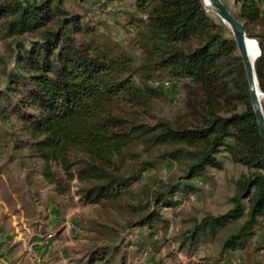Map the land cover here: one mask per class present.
Here are the masks:
<instances>
[{
  "label": "rangeland",
  "instance_id": "374dc122",
  "mask_svg": "<svg viewBox=\"0 0 264 264\" xmlns=\"http://www.w3.org/2000/svg\"><path fill=\"white\" fill-rule=\"evenodd\" d=\"M51 1L80 19L89 46L115 58L126 71L143 74L132 82L149 93L141 90V97L116 100L108 109L124 123V132L147 128L165 139L168 129L189 131L205 123L207 115L193 108V96L202 95V87L165 62L177 45L155 33L153 1ZM222 1L237 14L235 0ZM206 13L221 27L222 37L232 38L219 18ZM4 21L0 19L1 97L21 46L28 48L35 40L30 33L8 36ZM233 104L236 112L244 110L240 101L229 98L217 102V115L229 116ZM19 124L14 115L0 122V264H264V216L247 224L246 200L240 216L200 233L193 245L182 243L183 234L206 216L227 215L234 208L241 180L252 172L226 148L218 149L214 165L189 175L204 144L175 140L147 145L134 132L119 151L111 147L112 166L99 173H111L121 180L119 187L109 199L89 203L83 197L89 182L77 177L78 166L65 172L58 161L33 157V140L19 131ZM162 128L168 129L163 133ZM76 154L70 156L75 165L80 164L74 161ZM150 213L155 214L150 225H137ZM231 237L234 243L225 247Z\"/></svg>",
  "mask_w": 264,
  "mask_h": 264
},
{
  "label": "trees",
  "instance_id": "16d2710c",
  "mask_svg": "<svg viewBox=\"0 0 264 264\" xmlns=\"http://www.w3.org/2000/svg\"><path fill=\"white\" fill-rule=\"evenodd\" d=\"M151 1L156 14L155 33L177 45L166 57V64L172 70L179 68L177 74L188 75L202 87L201 97L193 96V108L207 115L200 128L182 132L162 128L163 133L168 129L165 139L163 134H152L147 128L124 132V123L112 117L108 109L116 100L141 97V90L149 93L132 82L134 76L143 79V74L138 70L126 71L115 58L89 46L84 37L88 29L80 25V19L64 11L60 2L51 0L0 4V19L5 20L2 25L8 36L30 33L35 38L28 48L21 46L15 57L16 68L6 74L3 97L0 94V122L4 124L11 115L15 116L20 123L19 131L33 140V157L44 162L58 161L65 172L78 166L77 177L89 182L83 196L89 203L109 199L119 187L121 180L114 179L111 173L106 177L99 173L112 166L111 147L119 151L130 142L134 132L147 145L175 140L204 144L196 163L189 168V175L206 165H214L218 149L226 148L234 161L252 172L242 178L234 208L227 215H208L183 234L182 243L188 242L190 246L200 233L213 231L227 219L240 216L242 200L248 203L247 224L264 216V143L257 132L244 69L233 38L222 37L221 27L203 10L199 0ZM222 3L229 11L227 4ZM235 3L238 12L229 11L230 14L243 24L246 37L254 39L260 50L254 70L264 95V0H235ZM229 98L240 101L244 110L236 112L237 104H233L229 116L219 117L217 102ZM261 106L264 113V99ZM9 134L15 141L14 132ZM226 140L230 143L225 144ZM72 152L78 153L74 161L80 164L70 161ZM44 175L51 174L44 172ZM154 218L155 214L150 213L137 225H150ZM234 239L226 240L225 247H230Z\"/></svg>",
  "mask_w": 264,
  "mask_h": 264
},
{
  "label": "water",
  "instance_id": "95a60500",
  "mask_svg": "<svg viewBox=\"0 0 264 264\" xmlns=\"http://www.w3.org/2000/svg\"><path fill=\"white\" fill-rule=\"evenodd\" d=\"M199 2L201 3L205 12L211 13L219 18L231 32L237 55L240 58L244 69L245 80L252 112L255 118L257 132L260 139L264 143V113L261 106V100L264 95L259 90L254 70V62L259 56L260 51L258 49V55L253 59L248 57V51L246 47V40L248 38L245 35L244 26L230 14L221 0H199Z\"/></svg>",
  "mask_w": 264,
  "mask_h": 264
},
{
  "label": "bare ground",
  "instance_id": "6f19581e",
  "mask_svg": "<svg viewBox=\"0 0 264 264\" xmlns=\"http://www.w3.org/2000/svg\"><path fill=\"white\" fill-rule=\"evenodd\" d=\"M246 47H247V51H248V57L250 59H253L254 57H256L258 55V49L259 48H258L257 42L254 39L248 38L246 40Z\"/></svg>",
  "mask_w": 264,
  "mask_h": 264
}]
</instances>
